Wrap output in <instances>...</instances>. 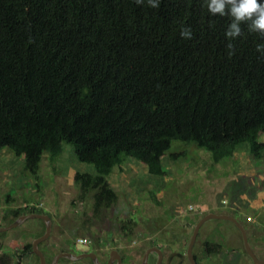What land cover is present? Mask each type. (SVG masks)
Instances as JSON below:
<instances>
[{"label": "trees", "instance_id": "1", "mask_svg": "<svg viewBox=\"0 0 264 264\" xmlns=\"http://www.w3.org/2000/svg\"><path fill=\"white\" fill-rule=\"evenodd\" d=\"M230 20L211 16L204 0H162L158 9L136 0H0V153L24 158L37 176L45 155L55 162L72 145L96 168L74 181L96 192L98 208L117 200L108 177L125 158L167 177L164 157L186 156L169 153L174 142L216 163L243 146L263 161L259 34L244 24L230 55ZM183 26L192 39L180 36Z\"/></svg>", "mask_w": 264, "mask_h": 264}, {"label": "rangeland", "instance_id": "2", "mask_svg": "<svg viewBox=\"0 0 264 264\" xmlns=\"http://www.w3.org/2000/svg\"><path fill=\"white\" fill-rule=\"evenodd\" d=\"M260 141L264 143V135ZM180 143L174 142L169 153L185 151L186 156L164 157L167 177L151 175L145 165L125 158L108 177L117 200L100 208L96 192L84 193L74 181L76 173L96 174V168L79 161L72 145L64 144V153L55 162L45 155L37 176L25 171L24 158L3 150L0 227L14 223L19 209H28L24 215L35 207L42 210L52 220L49 239L39 244L47 264L60 253L72 252L71 246L82 238L90 243L79 245L75 253L94 252L103 263L115 251L122 264H143L146 251L158 247L163 264H191L187 252L197 223L210 213L225 214L244 225L252 249L264 260V159L255 160L243 146L234 158L216 163L209 152ZM127 224L131 231L124 230ZM46 226L44 220L32 218L0 233V257L8 254L12 264H42L33 243L45 234ZM207 242L221 248L210 253ZM193 252L197 264H254L242 232L227 220L206 222ZM157 257L152 254L149 264ZM57 264L93 262L60 258Z\"/></svg>", "mask_w": 264, "mask_h": 264}, {"label": "clouds", "instance_id": "3", "mask_svg": "<svg viewBox=\"0 0 264 264\" xmlns=\"http://www.w3.org/2000/svg\"><path fill=\"white\" fill-rule=\"evenodd\" d=\"M147 3L148 6L158 9L162 0H136L137 4ZM211 16H228L231 18L225 30V37L229 43V54H234V41L244 34L243 25L247 24L250 31L258 33L256 51L264 56V0H204ZM190 26H183L180 36L184 39L193 38Z\"/></svg>", "mask_w": 264, "mask_h": 264}, {"label": "water", "instance_id": "4", "mask_svg": "<svg viewBox=\"0 0 264 264\" xmlns=\"http://www.w3.org/2000/svg\"><path fill=\"white\" fill-rule=\"evenodd\" d=\"M42 219L45 221V223L47 224L46 226V232L44 235H42L40 238H38L34 243H33V250L34 253L40 258V261L42 264H47V260L46 257L44 255V253L39 249V244L45 242L46 240L49 239L51 232H52V220L49 216L47 215H43V214H38V213H32V214H28V215H24L21 216L20 218H18L14 223H12L11 225L7 226V227H0V233L3 232H8L18 226H20L25 220L27 219ZM227 220L230 221L232 223H234L242 232L243 235V239H244V244H245V248L247 250V253L250 255V257L253 259L254 264H264V260L260 259L256 253L254 252V250L252 249L251 245H250V241H249V236L247 233L246 228L244 227V225L235 217L231 216V215H225V214H216V213H210L207 214L205 217H203L196 225L190 245H189V249L187 252V257L190 261L191 264H197L196 258L194 256V245L197 241L198 235L200 233V230L202 228V226L210 221V220ZM152 253H157L159 256L158 259V263L157 264H162L163 261V251L162 249L158 248V247H153L150 248L146 251L145 255H144V259H143V264H149L150 261V256ZM117 257V258H116ZM60 258H68L70 260L73 261H77V260H81L84 258H91L94 264H101L98 256L95 253H83V254H74V253H69V252H64V253H60L59 255L56 256V258L54 259L53 264H57L58 260ZM117 260V264H122V260L121 257L119 256V254L117 252H112L111 254V258L109 260L108 264H113V262Z\"/></svg>", "mask_w": 264, "mask_h": 264}, {"label": "flooded vegetation", "instance_id": "5", "mask_svg": "<svg viewBox=\"0 0 264 264\" xmlns=\"http://www.w3.org/2000/svg\"><path fill=\"white\" fill-rule=\"evenodd\" d=\"M78 249H79V245L78 244H73V246H71V248H70V251H72V252H69V253H74V254H76L75 252L76 251H78ZM93 250V249H92ZM34 251V250H33ZM83 253H94V252H84V251H80V253L79 254H83ZM96 254V253H95ZM112 254V253H111ZM152 254H157V253H152ZM152 254H151V256H152ZM97 255V254H96ZM98 256V255H97ZM151 256H150V258H151ZM110 258H111V256H110ZM110 258H109V260H110ZM89 259H91V258H89ZM98 259H99V257H98ZM158 259H159V256L157 257V261H156V263L155 264H157L158 263ZM92 260V259H91ZM109 260L107 261V262H105V263H103L102 261H100V259H99V261H100V263L101 264H108L109 263ZM93 262V261H92ZM94 264V263H93ZM162 264H163V261H162Z\"/></svg>", "mask_w": 264, "mask_h": 264}, {"label": "built area", "instance_id": "6", "mask_svg": "<svg viewBox=\"0 0 264 264\" xmlns=\"http://www.w3.org/2000/svg\"><path fill=\"white\" fill-rule=\"evenodd\" d=\"M89 243H90V240L87 238V239H80V241H79V245H82V246H86V245H89Z\"/></svg>", "mask_w": 264, "mask_h": 264}]
</instances>
